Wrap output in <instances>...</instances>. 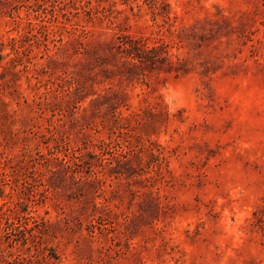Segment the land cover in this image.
<instances>
[{"label":"rangeland","instance_id":"obj_1","mask_svg":"<svg viewBox=\"0 0 264 264\" xmlns=\"http://www.w3.org/2000/svg\"><path fill=\"white\" fill-rule=\"evenodd\" d=\"M0 264H264V0H0Z\"/></svg>","mask_w":264,"mask_h":264}]
</instances>
